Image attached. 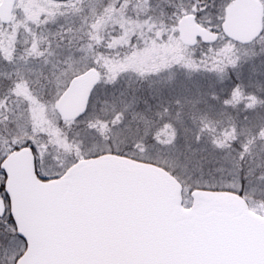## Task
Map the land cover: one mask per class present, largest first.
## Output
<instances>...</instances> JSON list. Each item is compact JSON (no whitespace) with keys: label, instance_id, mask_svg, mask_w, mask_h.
<instances>
[{"label":"snow or ice","instance_id":"6c2138e0","mask_svg":"<svg viewBox=\"0 0 264 264\" xmlns=\"http://www.w3.org/2000/svg\"><path fill=\"white\" fill-rule=\"evenodd\" d=\"M62 7L77 19L51 31L53 14L41 13L0 51V264H264V0ZM149 47L159 61L139 64ZM176 70L211 80L194 95L122 86ZM73 85L80 103L64 116ZM22 87L78 139L61 132V144L29 123ZM101 88L110 95L98 106ZM22 155L30 171L18 181L10 165Z\"/></svg>","mask_w":264,"mask_h":264},{"label":"rangeland","instance_id":"374dc122","mask_svg":"<svg viewBox=\"0 0 264 264\" xmlns=\"http://www.w3.org/2000/svg\"><path fill=\"white\" fill-rule=\"evenodd\" d=\"M1 2V0H0ZM75 2V0H74ZM79 5L77 4V7ZM64 11L62 7V2H52L51 0H15V4L12 12V20L15 21L12 25V31L10 32H0V51L5 48L10 49L11 42L16 38V31L18 29L24 28V21L26 20H35L38 19L41 13H52L50 16L48 29L55 31L58 24L65 21L66 16L70 19H77L78 14H73L67 12L66 16H61L60 12ZM26 30V29H25ZM21 37L24 36V32L20 33ZM20 45H18L19 47ZM160 52L157 47H149L145 49L138 57L137 62L143 65H150L159 61ZM243 72L245 74L244 83L250 85L255 83L257 77H249V67L245 65ZM205 74V73H203ZM234 74V73H233ZM188 73L182 72L179 70L173 72L163 73L159 77L149 80L146 85L137 84V78L132 75L123 77L122 86L127 88L129 87L127 83H131V87L140 88L141 92L145 94V91L148 89L149 85L153 91H163L167 96L170 91L175 90V92H181L184 89H188V95H194L197 89V86H201L206 89L207 85L211 80V76H204L202 74L195 75L191 79L188 78ZM235 76V74H234ZM227 83V82H226ZM20 95V100L23 103L27 101L28 105V114H29V123L33 124L38 130H42L46 133L53 141L63 143L61 138V132H63L69 139H78L77 132L78 128L75 126L71 128H66L63 125H58L56 117L52 112L51 106L45 108L39 101H37L28 90L24 87L18 90ZM110 95L108 90L101 88L94 96V100L97 105H102L106 98ZM142 95V94H141ZM180 145H183V140L180 141ZM91 147V144L88 145ZM63 148L61 149V154H63ZM74 152L75 149H72ZM153 156L157 153H151Z\"/></svg>","mask_w":264,"mask_h":264},{"label":"water","instance_id":"95a60500","mask_svg":"<svg viewBox=\"0 0 264 264\" xmlns=\"http://www.w3.org/2000/svg\"><path fill=\"white\" fill-rule=\"evenodd\" d=\"M52 2H62V0H51ZM15 4V0H1L0 2V21H11L12 20V12ZM249 19V13L245 9H240L236 12V23L239 26H244L247 24ZM194 26L191 24H185L183 28V34L190 35L193 32ZM80 103L77 85H73L71 90L69 91L67 97L64 101L61 102V107L59 109L60 112L64 116H71L77 110V105ZM11 167H13L17 172L18 181L23 180V173L25 168L27 167L30 171V164L27 162L25 157L22 155L17 157L11 161ZM74 171V170H73ZM165 192L174 196L175 198H179L177 195V191L173 190L170 185L165 186Z\"/></svg>","mask_w":264,"mask_h":264},{"label":"trees","instance_id":"16d2710c","mask_svg":"<svg viewBox=\"0 0 264 264\" xmlns=\"http://www.w3.org/2000/svg\"><path fill=\"white\" fill-rule=\"evenodd\" d=\"M200 74H202V75H204V76H210V74H208V73H205V74H203V73H200ZM195 75H199V74H192V77H195ZM230 79H235V76H234V74L232 73V74H230ZM237 82H239V81H237ZM128 84V86L130 85V86H132L131 85V83H127ZM138 84V83H137ZM141 85V84H140ZM143 85H146V84H143ZM251 90V89H250ZM141 94L142 95H146L147 94V90L145 91V94H143L142 92H141Z\"/></svg>","mask_w":264,"mask_h":264}]
</instances>
